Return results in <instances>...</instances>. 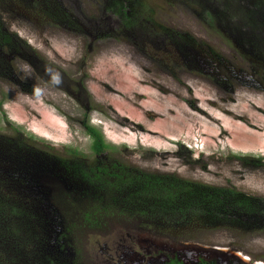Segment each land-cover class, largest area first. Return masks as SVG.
Listing matches in <instances>:
<instances>
[{"label":"rangeland","instance_id":"obj_1","mask_svg":"<svg viewBox=\"0 0 264 264\" xmlns=\"http://www.w3.org/2000/svg\"><path fill=\"white\" fill-rule=\"evenodd\" d=\"M187 1L144 0L155 11L158 29L140 13L139 25L128 29L121 17L105 9L104 0H61L79 19L82 27L77 29L20 19L2 3L5 26L22 42L8 58L12 72L0 71V134L20 136L60 158L76 152L93 163L91 125L111 145L106 155L121 164L264 197V82L255 79L251 64L237 51L253 46L224 22L214 25L201 9L205 0ZM251 3L236 0L232 5L242 15L238 23L248 20ZM104 22L107 27L99 28ZM173 30L219 56L222 67L212 68L186 45L182 59L188 65L161 59L167 57ZM149 35H163L162 42L143 45ZM258 37L264 42L263 34ZM34 175L39 190L47 184L68 188L50 172ZM45 215L54 214L48 210ZM132 223L127 218L91 229L78 220L73 235L81 257L92 261L122 234L121 225ZM61 226L55 227L59 234ZM51 233L50 248L56 237ZM187 236L193 243L237 253L239 264H264L263 230L222 226Z\"/></svg>","mask_w":264,"mask_h":264},{"label":"trees","instance_id":"obj_2","mask_svg":"<svg viewBox=\"0 0 264 264\" xmlns=\"http://www.w3.org/2000/svg\"><path fill=\"white\" fill-rule=\"evenodd\" d=\"M210 1L205 0L207 4L203 3L201 9L206 10L214 25L224 22L226 29L240 33L242 42L252 44V50L241 46L237 51L251 64L255 79L264 82V42L258 37L264 35V0H251V13L243 23H238L242 15L232 6L236 0H213L214 6ZM104 2L105 9L121 17L128 29L139 25L136 13L148 15L146 22L159 28L152 19L155 11L144 0ZM2 3L23 20L48 21L72 29L82 27L61 0H0ZM3 14L0 10V71L5 67L9 74L12 68L8 58L19 50L22 39L7 29ZM102 24L101 29L108 25ZM168 35L174 40L167 42L166 60L161 58L164 61L183 65L186 45L210 62L212 68L224 64L219 56L213 57V53L195 47L186 34L173 30ZM158 37L160 44L163 35ZM145 39L143 45H150V37ZM87 128L97 157L93 163L77 157L76 152V156L60 158L34 148L32 142H23L20 136L0 134V264H78L81 248L73 235L78 220L83 227L92 229L129 218L136 224L151 222L184 236L198 229L222 226L238 231H264V197L234 187L195 182L175 173L121 164L106 155L111 145L102 131L91 125ZM39 170L65 181L68 188L47 184L39 190V180L34 177ZM48 210L54 215L46 216ZM58 226L62 227L60 234L55 230ZM51 232L56 234L52 248ZM72 236L74 240L67 243ZM67 249L72 250L73 256Z\"/></svg>","mask_w":264,"mask_h":264},{"label":"flooded vegetation","instance_id":"obj_3","mask_svg":"<svg viewBox=\"0 0 264 264\" xmlns=\"http://www.w3.org/2000/svg\"><path fill=\"white\" fill-rule=\"evenodd\" d=\"M151 44H159V37L145 36ZM163 38V37H162ZM150 44V45H151ZM154 224H126L122 234L106 243L102 251L89 261L77 255L78 264H239V255L221 252L211 246L193 243L187 235L172 234L165 227ZM165 229V230H164ZM226 250V249H224ZM73 253V252H72ZM81 259H86L81 262Z\"/></svg>","mask_w":264,"mask_h":264},{"label":"water","instance_id":"obj_4","mask_svg":"<svg viewBox=\"0 0 264 264\" xmlns=\"http://www.w3.org/2000/svg\"><path fill=\"white\" fill-rule=\"evenodd\" d=\"M216 250H218V251H221V252H225V251H227V250H224V249H222V248H216ZM237 254V253H236ZM238 255V254H237Z\"/></svg>","mask_w":264,"mask_h":264},{"label":"bare ground","instance_id":"obj_5","mask_svg":"<svg viewBox=\"0 0 264 264\" xmlns=\"http://www.w3.org/2000/svg\"><path fill=\"white\" fill-rule=\"evenodd\" d=\"M247 260H249V259H247ZM259 264V263H258ZM260 264H262V263H260Z\"/></svg>","mask_w":264,"mask_h":264}]
</instances>
